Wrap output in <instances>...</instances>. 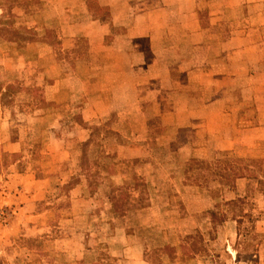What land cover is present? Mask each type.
<instances>
[{"label": "rangeland", "instance_id": "rangeland-1", "mask_svg": "<svg viewBox=\"0 0 264 264\" xmlns=\"http://www.w3.org/2000/svg\"><path fill=\"white\" fill-rule=\"evenodd\" d=\"M43 3L0 0L17 12L6 21L18 25L0 28V264H264V192L249 179L237 196V185L218 183L212 172L236 158L258 172L263 159L205 142L240 129L225 112L172 109L213 96L202 85L209 79L179 71L181 58L201 53L193 43L256 26L233 37L264 52V3L262 13L233 8L215 26L203 12L201 34L166 41L154 32L159 45L131 50L135 61L125 66L93 62L88 80V63L76 68L93 53L88 40L54 44L52 53L66 60V95H46L40 63L1 64L20 53L5 40L48 35L39 28ZM181 11L171 16L178 31L183 19L195 20ZM160 18L158 26L169 24ZM56 34L49 33L53 43ZM253 113L237 112L235 125ZM193 146L208 150V163Z\"/></svg>", "mask_w": 264, "mask_h": 264}, {"label": "crops", "instance_id": "crops-1", "mask_svg": "<svg viewBox=\"0 0 264 264\" xmlns=\"http://www.w3.org/2000/svg\"><path fill=\"white\" fill-rule=\"evenodd\" d=\"M251 1L253 0H44L39 28L42 29L43 35L44 33L48 35L41 36L42 38L37 40L30 38L5 40L10 46L18 48L20 53L17 57H5L1 64L9 63L11 67L16 68L36 66L40 63L41 73L39 74L43 80L46 95H66L69 93L63 86L66 85L64 80L67 79L64 71L66 60L52 53L54 44L65 49L74 47L80 37L88 40L89 50L93 53L88 59H78L76 67L80 68L81 64L88 63L87 72L82 75L87 79L90 70H93L90 66L93 62L125 66L135 61V59L131 60V56L133 57L131 50L134 49V53H140L144 51L142 49L144 46H153L156 43L152 38L154 32L161 33L160 37L166 41L179 35H188L189 32L201 34L206 26L200 22L203 12L210 15L209 23L212 26L224 21L220 15L229 10L233 11V8L243 7L249 9L251 13H262L256 12V9L264 3V0ZM179 9L183 10L181 13L193 16L190 20L193 18L195 20L193 23H188L183 19L178 31L177 22L171 16L178 14ZM261 10H263L262 7ZM16 15L15 10L12 9L8 13L0 7V28H16L17 22L6 21V19L15 18ZM160 17L164 20L168 17L169 24L158 26ZM35 22L32 20L31 26L28 27H34ZM260 28L245 25L232 29L233 31L229 30L227 37L217 30L212 34L213 41L208 42L202 38L193 43V46L201 49V53L181 58L179 71L189 80L194 78L197 72L201 74V78L209 79L208 83L202 85H205V88L213 87V96L208 98L207 103L203 102L197 106L188 105V102L186 106L179 107L177 102L172 106V109L177 112L193 109L225 112V116L233 120L232 125L240 129L234 135L216 138L217 140L209 136L205 142H211L212 145L216 143L214 145L219 149L238 150L239 156L253 159H264V52L257 50V47H252L251 43L248 47V41L235 38L233 35L239 32L255 33ZM51 31L57 33V40H53L55 43L49 38ZM169 43L173 44V40ZM159 44L156 43V45ZM33 47L37 48V55L34 56L28 53ZM142 57L138 58L141 62L145 59L144 56ZM96 72L97 70L95 74ZM151 77L154 76L151 75ZM48 79L52 81L47 82ZM240 111L254 113L247 115L248 120H241L235 125L239 117L237 112ZM9 144L14 149L17 143ZM190 152L204 159L208 150L193 146ZM247 182L248 179L244 177L235 180L234 186H238L235 191H239L237 196L245 192ZM233 222L237 224V220ZM261 223H264V219Z\"/></svg>", "mask_w": 264, "mask_h": 264}, {"label": "trees", "instance_id": "trees-1", "mask_svg": "<svg viewBox=\"0 0 264 264\" xmlns=\"http://www.w3.org/2000/svg\"><path fill=\"white\" fill-rule=\"evenodd\" d=\"M201 162H209L207 160H201ZM214 169L213 176L218 178V183L233 184L237 178L244 177L254 179L262 192H264V159L260 171L256 172L252 166L242 158H236L234 162H225L223 166L217 165ZM211 169V170H212ZM222 170V171H221ZM211 173V172H210Z\"/></svg>", "mask_w": 264, "mask_h": 264}]
</instances>
